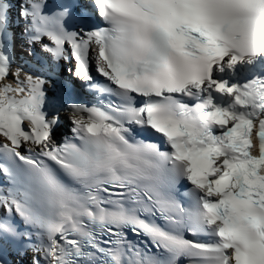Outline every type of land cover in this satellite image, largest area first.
I'll return each instance as SVG.
<instances>
[{"label": "snow or ice", "instance_id": "obj_1", "mask_svg": "<svg viewBox=\"0 0 264 264\" xmlns=\"http://www.w3.org/2000/svg\"><path fill=\"white\" fill-rule=\"evenodd\" d=\"M0 264H264V0H0Z\"/></svg>", "mask_w": 264, "mask_h": 264}]
</instances>
